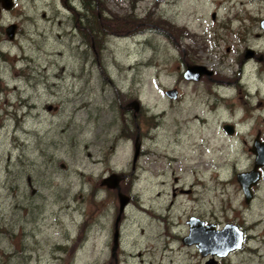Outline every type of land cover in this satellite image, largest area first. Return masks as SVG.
Segmentation results:
<instances>
[{"label": "rangeland", "instance_id": "1", "mask_svg": "<svg viewBox=\"0 0 264 264\" xmlns=\"http://www.w3.org/2000/svg\"><path fill=\"white\" fill-rule=\"evenodd\" d=\"M263 19L264 0L0 5V264H109L118 198L101 180L112 172L131 197L119 264H204L181 241L190 216L248 227L218 264H264V186L248 206L227 179L253 162L264 111H242L220 84L264 71L251 60L238 72L247 47L264 54ZM178 45L199 50L215 81L184 78Z\"/></svg>", "mask_w": 264, "mask_h": 264}, {"label": "water", "instance_id": "2", "mask_svg": "<svg viewBox=\"0 0 264 264\" xmlns=\"http://www.w3.org/2000/svg\"><path fill=\"white\" fill-rule=\"evenodd\" d=\"M0 3L3 8L8 9L12 5V0H0ZM261 26L264 29V19L261 21ZM15 27V24H11L6 28V35L9 39L13 38ZM205 70L206 73L211 74V71L207 70L205 66H189L184 72V77L186 79L197 80L205 74ZM166 94L171 98H176L177 91L176 89L167 90ZM133 109L135 111L138 109L136 104ZM223 129L228 134H232L234 131L233 125L231 124H223ZM252 150L256 155L254 159V167L249 172H242L238 174V181L244 193L246 202H249L252 198L250 185L257 180L259 168L264 165V145H260L255 142ZM139 152L140 143L138 141L137 134L134 144L133 163L136 161ZM249 178L252 180L251 182L247 181ZM119 182L120 176L116 173H111L110 175L103 177L101 180L102 185L117 190L119 205L118 214L115 219V231L113 234L114 241L118 235L117 225L120 220V216L129 202V197L121 192ZM187 224L189 231L188 234L182 238V242L186 245L195 244L201 256L212 255V257L207 259L204 264H216L217 260L214 255H218L220 257L225 256L229 251L240 248L242 244V233L234 224L225 225L222 230H217L214 228V224H204V221L194 216L187 220ZM113 250H115V246H113Z\"/></svg>", "mask_w": 264, "mask_h": 264}, {"label": "flooded vegetation", "instance_id": "3", "mask_svg": "<svg viewBox=\"0 0 264 264\" xmlns=\"http://www.w3.org/2000/svg\"><path fill=\"white\" fill-rule=\"evenodd\" d=\"M178 48H179V51H181V61L183 62L186 69L189 66H199V65L207 67L205 64H202L201 62H199V61H202L201 58L199 57V50H192L190 47H187V46H184L182 48L179 45H178ZM193 55L198 56V57L195 59L194 58L192 59ZM251 60L254 62H255V60L257 62H263L264 61V54H259L258 50L247 47L245 49V52L242 55V59L240 60L238 72L241 73L243 67L246 70H248L252 66L251 62H248ZM207 69L212 71V73L210 75H207V76H210V77H208V79L215 81V79L213 77V75L215 73L214 70L211 69L210 67H207ZM204 76H206V75H202L200 78H203ZM262 77H264V71L259 72L257 70L256 71L252 70L250 77H248L247 73H245V79L246 80L243 77H237L232 82L225 80V81H221L220 84L223 85V84H225V82H227V84H226L227 86L232 84L234 91L236 90L237 100L239 101L240 98H244V99H242L243 102L239 104L240 105L239 108L242 111H245V110L250 111V112L251 111H257V110L258 111L259 110L264 111V81H262ZM222 87H224V86H222ZM173 89H176V88H173ZM244 108H247V109H244ZM249 121H251V119ZM234 128L235 127L233 125V129ZM255 142L260 144V145H264V137L263 138L261 137V132L259 130L255 133V138L252 140V144L248 148L250 156L253 157V162L250 163V167L248 169L241 170V171L234 170L227 177V179L230 178L229 180H231L233 184H235L239 187V189L241 191V195L243 197V204H246L248 206H251V204L254 203L255 199L259 195V192L263 188L262 186H264V165L259 168L257 180L253 184L250 185V190L252 192L251 193L252 198L250 199L249 202H246L244 193H243L242 188L240 186V183L238 181V174H240L242 172H249L254 167L255 153L253 152L252 148H254ZM259 147H261V146H259ZM119 175L121 178L120 179V183H121L123 176L121 174H119ZM219 180L221 183L224 182L223 179H219ZM247 181L251 182L252 180L249 178ZM197 218H199V217H197ZM200 220H202V219H200ZM207 223H209V222L204 221V224H207ZM228 224H234L235 226L238 227V229H240V231L242 233L241 236L243 239V242H242V245H243V243L250 237V236L246 235L248 227L244 223L239 222L237 219H233V220L226 221L223 223L219 222V224H214V228L217 230H222L225 227V225H228ZM113 231H114V226H113ZM188 231H189V228H188ZM120 237H121L120 236V225H118V235H117L115 241H114V236H112L111 256H112L113 260L109 264H119L118 254H119V248H120ZM242 245H241V247H242ZM113 246H115V250H113ZM216 259H217V262L219 263V261L222 258H219V259L216 258Z\"/></svg>", "mask_w": 264, "mask_h": 264}, {"label": "trees", "instance_id": "4", "mask_svg": "<svg viewBox=\"0 0 264 264\" xmlns=\"http://www.w3.org/2000/svg\"><path fill=\"white\" fill-rule=\"evenodd\" d=\"M88 19V16L85 18V20H84V24L85 25H87V20ZM96 20H97V18H96ZM91 30V32L93 31V35L95 34L96 35V37H99V35H100V30H99V28L95 25V27L93 28V29H90ZM114 34H116V35H121L122 33H117V32H113Z\"/></svg>", "mask_w": 264, "mask_h": 264}]
</instances>
